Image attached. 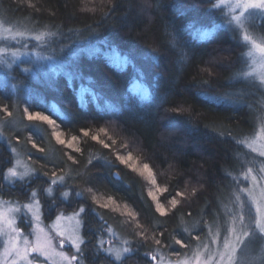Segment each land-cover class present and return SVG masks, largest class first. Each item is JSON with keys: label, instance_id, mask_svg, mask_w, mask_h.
Segmentation results:
<instances>
[{"label": "trees", "instance_id": "trees-1", "mask_svg": "<svg viewBox=\"0 0 264 264\" xmlns=\"http://www.w3.org/2000/svg\"><path fill=\"white\" fill-rule=\"evenodd\" d=\"M85 6L96 10L81 11ZM206 7L205 0H0V16L6 21L58 33L50 37L55 68L33 74L30 70L21 73L14 65L16 90L0 84V109L10 105L15 114L9 118L3 113L0 119L13 120L16 135L25 132L33 137L38 147L28 145L32 167L68 174L72 177L69 185L85 189L84 196L74 197L61 208L46 206L44 212L53 215L85 207L82 235L89 238L84 249L87 264L103 260L94 246L106 236L107 226L135 247L129 257L115 264H150L145 252L155 242L165 251L179 253L182 243L217 217L233 177L248 160L240 141L255 128L251 106H257L252 87L240 79L243 46L238 33L223 25V15L210 13ZM190 21H197V28L212 30L194 49L193 34L187 28ZM102 41L131 54L122 67H110L103 58L81 50V46L91 48ZM139 90L146 91L147 98ZM24 107L48 115L68 139L82 137L81 129L118 125V138L134 143L133 154L164 179L162 187L168 191L160 195L161 200L176 199L183 192L186 198L161 215L155 213L154 202L147 196L148 184L115 160V149L78 140L84 152L72 153L51 136L46 123L22 117ZM177 107L187 111L177 114L173 111ZM68 154L84 162L77 171L85 176L89 174L87 162L93 160L86 179L96 190L94 195L112 196L116 205H127L139 215L142 228L92 203L87 186L75 179L77 172L66 160ZM9 155L7 144L0 141V168L8 164ZM63 160L62 170L55 167ZM41 181L47 183V178L41 176L34 182ZM22 191L13 190L11 196H20ZM137 232L147 235V243Z\"/></svg>", "mask_w": 264, "mask_h": 264}, {"label": "rangeland", "instance_id": "rangeland-1", "mask_svg": "<svg viewBox=\"0 0 264 264\" xmlns=\"http://www.w3.org/2000/svg\"><path fill=\"white\" fill-rule=\"evenodd\" d=\"M247 15L253 25L251 29L246 25H241L239 29L234 26L231 28L238 33L243 46L240 73L242 78L240 79L252 87L256 96L254 104L256 103L257 109L251 106L255 115V128L251 134L240 141L249 153L248 160L233 177L231 191L222 198L217 217L205 224L202 232L194 235L188 242L182 243L179 253L165 251L161 249L162 246L155 244L157 242L152 244L151 250L145 252L150 264H264V75L259 74L264 72V65H259L257 68L251 66L252 62L247 56L250 47L245 44V41L250 40V32L251 35L258 36L264 31V22H261L264 17H260V13L256 10H250ZM223 25L227 26V22L224 21ZM199 29L209 33L212 31L211 28ZM41 32L46 31L34 30L23 25L22 21H6L0 16V84H7L10 89L16 90L17 85L14 82L16 75L12 72L14 65L18 66V71L21 73L30 70L33 74L44 73V71L55 68L57 59L52 44L41 46L38 41H34ZM29 45L32 47L29 48ZM47 56H51L52 59L43 58ZM48 126L51 130L53 129V126ZM4 128L15 131L14 121L8 122L6 118L0 119V130ZM61 138L64 139L63 136ZM0 141L7 144L4 137H0ZM22 158L32 166L30 160L23 155ZM156 178L158 185L162 187L164 179L161 174H156ZM143 179L150 188L145 177ZM185 195L187 194L184 192L178 193V198L171 199V204H167V201H162L160 198V201L167 207L166 210L160 209V211H168L176 202H181L186 198ZM97 198L101 202H107V199ZM117 206H119L118 209ZM72 210L57 211L53 215L42 216L40 209L35 208L30 210L31 223L27 218L20 217V227L24 229V235L19 240V245L24 255L18 259L26 260L27 257L32 256L34 258L30 264H59V262L73 264L74 252L71 249H65L63 245L73 240V247H75L76 241L63 231L62 222L58 218L55 219L56 215L64 214V226L71 228L74 222H69L67 216L72 215ZM110 210L120 214L121 221L130 218L124 211V205L114 204ZM3 223H5L4 216L0 213V224ZM128 226L125 227L127 230L131 227ZM109 227L113 230L111 233L107 231ZM195 229L197 231V224ZM105 232L106 236L102 238L105 246L117 249L121 256L130 255L127 253L124 241L128 242L132 251L135 249L130 240L126 239L121 232H116L111 226H107ZM80 234L82 235V221ZM137 234L141 236L138 232ZM144 236L147 238V235L144 234ZM146 238L142 240L147 243ZM112 255L115 256L116 253L113 252ZM102 256L103 260L100 264L120 262L104 254ZM125 264L133 263L126 262Z\"/></svg>", "mask_w": 264, "mask_h": 264}, {"label": "snow or ice", "instance_id": "snow-or-ice-1", "mask_svg": "<svg viewBox=\"0 0 264 264\" xmlns=\"http://www.w3.org/2000/svg\"><path fill=\"white\" fill-rule=\"evenodd\" d=\"M112 0H109L111 3ZM207 7L205 10L210 13L223 15L224 21L227 22L228 27L240 28L241 25H246L249 29L253 27L250 23V18L247 15L250 10H256L260 13V17H264V0H205ZM30 6H35L30 4ZM95 8L83 7L81 11L83 12H94ZM114 8L112 9V11ZM54 14V13H53ZM105 15H108L106 13ZM261 22L264 20L261 19ZM188 30L193 34V49L197 46L199 42L205 40L207 36L210 35L209 32L203 29L197 28V21H190L187 25ZM58 33L56 32H41L34 40L39 42L41 46H50L51 41L49 37H55ZM250 40L245 41L246 46L250 47L247 53L248 59L251 60V66L257 68L259 65H264V31L260 32L258 36L251 35L249 33ZM107 46V50L102 51L103 46ZM32 45H29V48ZM83 52L94 54L103 58L108 66L120 68L127 62V55L122 53L119 47L109 41H102L99 45L93 46L91 48H84L81 46ZM194 54V51L192 52ZM44 59L51 60V56L43 57ZM207 71L208 69H204ZM27 71V69H25ZM259 74L264 75V72ZM136 91V89H133ZM142 97L147 98L146 91L139 90ZM94 100L98 97H93ZM133 102H136L133 100ZM83 104L84 102L81 101ZM138 103V102H137ZM99 106V105H98ZM11 106H5L0 109V114L6 113L7 117H14V112L10 110ZM173 111L177 114L187 111L183 107L174 108ZM22 117L26 116L28 122H44L47 125L53 126L51 131V136L59 143V145H67V149H70L72 153H83V144L77 143L78 140H90L96 144L101 145L105 149H110L111 151L115 149L113 156L115 160L126 169L132 173H139L140 176L145 177L150 185L147 192V196L152 202H154V212L161 215L160 209H167L166 205L160 201V194L167 193L166 187H161L158 185L156 178V173L153 171L151 165L147 162H142L138 156L133 154L134 143L130 141H125L123 138L119 137V132L116 128L111 125L96 127L94 130L89 128L81 129V135H72L70 139H62L61 132L56 130L57 123L51 119L48 115L43 114L39 111H29L27 107L21 110ZM23 119L21 120V123ZM5 133H8L5 135ZM25 133V132H24ZM24 133L21 135H16L14 131H9L7 129L0 130V137H4L9 149V163L0 168V213L3 214L5 223L0 224V264H30L34 257L29 256L27 259H18L24 255L20 245L19 240L24 235V229L20 227V217L27 218L29 223H31V211L35 208L40 209L42 216L45 215V207L48 208H61L66 203L71 202L74 197H80L85 195V189H81L78 186L69 185L68 181L72 177L68 174H60L56 171L51 173L47 171H41L40 169L32 167L29 163L22 158L26 157L27 160H31L32 155H30V149L28 148L29 143H31V149H36L38 147L37 143L33 141L32 136H25ZM86 138V139H85ZM39 151L43 153L45 149L43 147L39 148ZM67 161L71 162L72 171L77 172L75 179L82 181L86 186V191L88 196L91 198V202L97 204L102 209H111L115 204L112 196H107V202H101L100 199L94 195V188L88 186L86 177L90 175L89 166L92 165L93 160H89L88 169L89 172L87 176L79 174L77 171L82 165L83 161L73 154H68L66 157ZM65 161L55 167H59L61 170L64 167ZM119 177V171L115 174ZM46 177L47 183L44 182H34L38 177ZM6 182V183H5ZM23 189L20 196H11L13 190ZM10 197V198H5ZM171 199L167 200V204H171ZM178 206V202H176ZM119 206H117V209ZM113 209V210H117ZM174 210V209H173ZM124 211L127 216L131 218L129 225L135 224L136 229L142 228L139 223V215H137L132 210L128 209V206H124ZM85 207L79 205L72 210V215L67 216L69 222H74L71 228L64 226L65 215L58 214L55 219H59L63 231L68 235L73 237L76 241L75 247H73V240H69L63 245L65 249H71L74 252L75 260L73 264H87L88 260L84 252L85 246L89 238L86 235L80 234L81 221L84 218ZM103 219V217H101ZM108 232L113 230L109 227ZM115 233H113L114 235ZM142 238H145L144 233H141ZM127 248V253L132 254V250L127 241L123 242ZM96 255L104 254L108 258L115 261L125 260L128 255L121 256L117 249H110L105 246V241L101 238L95 243ZM115 252L116 255L113 256L112 253ZM63 264V262H59Z\"/></svg>", "mask_w": 264, "mask_h": 264}, {"label": "clouds", "instance_id": "clouds-1", "mask_svg": "<svg viewBox=\"0 0 264 264\" xmlns=\"http://www.w3.org/2000/svg\"><path fill=\"white\" fill-rule=\"evenodd\" d=\"M101 2H104V0H101Z\"/></svg>", "mask_w": 264, "mask_h": 264}]
</instances>
